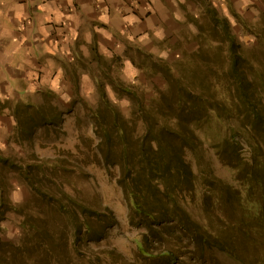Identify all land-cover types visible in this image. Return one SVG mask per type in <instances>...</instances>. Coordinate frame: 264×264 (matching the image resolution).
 <instances>
[{
	"label": "rangeland",
	"instance_id": "rangeland-1",
	"mask_svg": "<svg viewBox=\"0 0 264 264\" xmlns=\"http://www.w3.org/2000/svg\"><path fill=\"white\" fill-rule=\"evenodd\" d=\"M208 2L228 19L243 52L263 58L257 34L264 30V0H176L169 2L172 19L156 17L152 21L157 28L147 37L146 46L130 41L122 56L109 53L105 57L93 41L78 50L73 60H61L68 77L64 92L48 96L49 91H44L38 103L23 102L33 106L50 103L60 116L52 126L33 128L36 122L24 117L21 126L13 115L15 125L2 138L0 151L5 156L45 166L39 176L46 196L41 198L14 173L2 175V179H10L3 183L11 207H0V214L6 210L4 219L0 215V264H264V237L255 233L252 217L247 216L264 207V194L257 189V178L243 177L233 167L238 160L227 157L230 150L223 142L226 131L222 124L212 118L194 125L197 147L187 150L185 159L193 170L195 187L184 206L193 220L222 234L223 243L233 244L229 248L236 245L238 255L233 256L204 252L187 222L169 210L161 225H150L133 213L118 181L122 174L115 149L105 135L109 118L103 121L94 115L100 109L103 90L130 127L140 129L132 108L142 100L153 107L160 92L169 90V83L153 63L171 65L191 80L211 76V70L227 69ZM110 45L109 41V49H113ZM234 77L201 95L228 104L238 87ZM131 92L138 95L137 100L130 99ZM15 104L0 102V109L8 106L13 112ZM234 140L243 145H236L233 157L241 156L243 164L253 159L242 138L238 135ZM55 160L61 163L57 169L52 164ZM54 170L61 173L54 174ZM62 189L77 203L61 196ZM78 203L91 211L83 214ZM64 205L70 212L62 211ZM241 228L248 238H243ZM243 240L245 249L240 248ZM166 249L172 254L164 256Z\"/></svg>",
	"mask_w": 264,
	"mask_h": 264
},
{
	"label": "trees",
	"instance_id": "trees-1",
	"mask_svg": "<svg viewBox=\"0 0 264 264\" xmlns=\"http://www.w3.org/2000/svg\"><path fill=\"white\" fill-rule=\"evenodd\" d=\"M209 5L214 23L219 28L216 32L219 36L218 42L222 45L221 63L226 64L227 69L217 72L211 70V76L191 80L171 65L161 61L153 63L154 69H157L155 71L161 73L169 83V90L160 92L159 97L153 101V107L145 106L142 100L132 108L131 115L138 116L140 129L130 127L128 120L121 117L103 90L100 92V109L97 108L94 115L103 118V121L109 118V129H104L105 135H109L113 150L115 149L116 165L122 174L118 181L133 213L150 225H161L165 217L164 212L169 210L187 222L185 225L191 227L204 252L220 251L233 256L238 255L236 245L231 249L233 244L223 243L222 234H216L209 226L193 220L184 206L186 198L192 194L195 187V176L185 155L187 150L195 151L197 147L194 125L202 120L210 122L213 118L225 128L223 142L227 150L232 152L227 157L231 161L238 160L236 164H232L233 167L240 169L243 177L257 178V189L261 188L264 194V30L261 29L257 34V47L261 46L260 54L263 58L256 55L251 57L243 52L228 19L220 16L211 3ZM148 57L153 58L151 54ZM207 63L210 64L209 61ZM233 76L238 87L228 104L221 105L219 101H209L201 95L205 90L216 89L220 84L232 81ZM119 86L125 87L121 82ZM52 95L53 92L49 91L48 96ZM129 97L134 101L138 95L131 92ZM155 107L157 109L154 111ZM13 109L17 124L21 123L22 126V118L25 117L32 124L36 122L32 125L33 128L52 126L60 116L54 112L55 107L50 103L33 106L30 103L18 102ZM103 124L106 126V123ZM238 135L253 154V159L244 164L245 160L241 156L233 157L236 145H243L234 140ZM59 163L58 160L53 161V168L57 169ZM241 165H245L247 169L244 171ZM43 171H46V168L42 164H29L13 156H5L0 151V207H11L3 183L9 182L10 179L8 176L2 179V175L14 173L25 180L42 198L46 196L42 192L43 179L39 176ZM53 172L59 174L61 170ZM225 189H229L228 186H225ZM60 195L73 200L65 189H62ZM73 203L76 204L77 201L73 200ZM78 204L83 214L91 211L88 206ZM5 211L4 209L0 214L2 219ZM62 211L70 212L68 205L62 206ZM247 216L252 217L255 233L264 237V207L260 206L257 214ZM84 226L86 230L89 229V224L85 221ZM244 226L243 224L242 227ZM243 228L240 232H245ZM242 235L243 238H248L247 232ZM244 242L243 240L240 248H246ZM163 254L169 256L172 252L166 249Z\"/></svg>",
	"mask_w": 264,
	"mask_h": 264
},
{
	"label": "crops",
	"instance_id": "crops-1",
	"mask_svg": "<svg viewBox=\"0 0 264 264\" xmlns=\"http://www.w3.org/2000/svg\"><path fill=\"white\" fill-rule=\"evenodd\" d=\"M171 1L0 0V102L38 103L44 91L61 94L68 86L61 60H73L93 41L105 57L122 56L130 41L146 46L157 28L152 21L174 17ZM14 125L12 109H0V145Z\"/></svg>",
	"mask_w": 264,
	"mask_h": 264
}]
</instances>
